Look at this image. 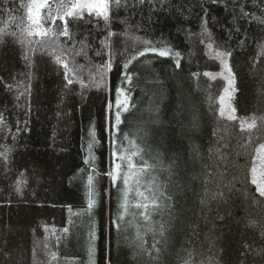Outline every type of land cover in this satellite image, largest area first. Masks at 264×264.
Returning <instances> with one entry per match:
<instances>
[{"label":"trees","instance_id":"obj_1","mask_svg":"<svg viewBox=\"0 0 264 264\" xmlns=\"http://www.w3.org/2000/svg\"><path fill=\"white\" fill-rule=\"evenodd\" d=\"M27 3L0 0V264H90L92 231L95 264H264V197L250 175L253 149L264 142V0H122L108 21L67 18L73 39L62 47L83 46L65 57L77 68L72 85L50 49L36 43L41 38L22 34ZM144 40L179 52L180 66L172 56L148 53L129 65V85L123 64ZM217 51L231 52L238 89L232 104L238 118L256 117L251 133L240 131L239 119L219 115L226 81L203 75L221 71ZM109 52L113 67L104 72ZM117 87L130 89L136 105L122 117L117 140L128 134L144 149L170 197L152 215L155 231L139 216L117 228L120 193L105 175L112 149L107 103ZM93 126L98 195L85 214ZM18 181H26L20 193Z\"/></svg>","mask_w":264,"mask_h":264},{"label":"snow or ice","instance_id":"obj_2","mask_svg":"<svg viewBox=\"0 0 264 264\" xmlns=\"http://www.w3.org/2000/svg\"><path fill=\"white\" fill-rule=\"evenodd\" d=\"M139 3H143V0H139ZM122 0H56L55 7L51 0H28L26 7V26L22 29V34L27 37H39L36 43L42 49L48 51V54L54 57L56 64L60 65L64 69V78L68 85L74 83L73 77L77 76V68L70 66L69 61L65 58L66 56L80 55L83 51V46L79 51H76L74 46L65 50L62 47V43L66 44L68 40H72V34L69 29V22L67 18L83 19L84 15L95 16L102 18L105 21L110 19V12L113 5L116 7L121 6ZM57 21L62 23L58 24ZM50 25V26H46ZM55 26V27H53ZM3 30H0L2 32ZM207 32V29H204ZM15 35V33H12ZM115 35L110 32L109 36ZM60 37L67 38L66 41L61 42ZM29 43L32 41H21V43ZM143 44L145 47L142 51L137 52L126 60L123 64L124 71V82L131 85L133 83V75L129 73V65L133 61H138L140 57H146L148 53H153L158 57H169L176 58V66H180V53L173 52L170 47L167 46H156L151 41L144 40ZM207 47L211 50L212 44H208ZM59 50V51H58ZM31 51L35 52V49ZM100 53H97L99 55ZM231 52L217 51L215 57L219 59L221 64V71L218 73L205 72L204 76L211 79H215L217 76L222 77L226 81V86L223 89V93L218 97L219 102V115L221 118H226L228 121L240 120V131L251 133L252 130L257 128V119L255 116L251 118H238L236 115V108L232 104L235 97V93L238 91L236 87V76L229 63V57ZM29 57L25 55L27 60ZM113 56L109 52V59L100 66L104 72L112 70L113 67ZM198 75V74H194ZM95 80V77H93ZM103 80V76H101ZM82 87L84 81L79 80ZM100 85L98 84L97 87ZM134 105L131 104L130 89L123 87H117L115 89V100L108 101L107 110L109 113V126L112 133L110 141L112 144L111 149V164L110 170L105 173L110 180L112 187H116L120 193V199L117 210V228H121L125 224H131L130 221H125V217L132 216L135 219L137 216L142 217L143 221L148 225V231H155L152 227V215L157 212H161L164 208L169 205L166 203L170 199L166 195L165 186L159 182L157 176L152 175L156 165L149 163L144 158V149L136 144L135 140L131 139L128 134H123L121 140H117L120 135V125L124 122L122 117L125 113H128ZM114 117V119H113ZM2 122V117H0ZM91 141L88 145L89 148V159L85 160L86 164L92 167V174L88 175L87 178V209L85 214H90L91 210L96 205L95 197L98 195L95 189V175L96 169L94 167L95 156L92 155L93 145L98 143L96 136V130L93 126L89 131ZM127 141V145H125ZM251 143V137H249ZM254 156L252 157V164L250 168L251 184L256 186V191L261 197H264V142L258 143L253 149ZM26 183V181H18L16 191L20 193L22 191L20 185ZM222 196L223 194L220 193ZM71 211V209H69ZM79 215V214H77ZM123 222V223H122ZM252 223V222H250ZM65 232L68 229H64ZM166 227L163 223L159 225V234L163 238ZM55 232V230H53ZM96 239L95 232H90V240L93 242L88 248V255L90 264H95L94 255L95 247L94 241ZM135 239L138 242V247L143 248L144 240L141 234L139 226L136 228ZM59 240V237H57ZM166 242V241H165ZM159 243V242H157ZM46 247V246H45ZM156 248V243L152 245ZM247 247V246H246ZM146 250V249H145ZM158 251V249H157ZM52 259H56V254L52 253Z\"/></svg>","mask_w":264,"mask_h":264},{"label":"rangeland","instance_id":"obj_3","mask_svg":"<svg viewBox=\"0 0 264 264\" xmlns=\"http://www.w3.org/2000/svg\"><path fill=\"white\" fill-rule=\"evenodd\" d=\"M131 104H132V103H131ZM133 105H134V104H133ZM133 108L135 109V108H136V105H134V107H131V109H133ZM131 109H130V110H131Z\"/></svg>","mask_w":264,"mask_h":264}]
</instances>
